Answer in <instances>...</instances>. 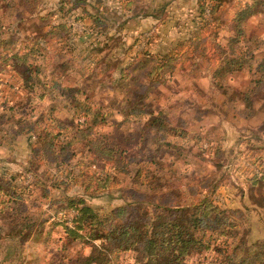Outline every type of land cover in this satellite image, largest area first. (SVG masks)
Instances as JSON below:
<instances>
[{"label": "trees", "instance_id": "obj_1", "mask_svg": "<svg viewBox=\"0 0 264 264\" xmlns=\"http://www.w3.org/2000/svg\"><path fill=\"white\" fill-rule=\"evenodd\" d=\"M119 1L124 10H132L136 2ZM226 1L198 0L199 21L193 33L179 40L167 53L146 52L136 56L120 70L119 79L122 82L130 78L157 79L196 58L211 61L214 77L256 62L254 75L241 98L251 110L256 86L264 84V56L260 58L257 53L263 41L247 35L246 22L256 13L264 12V0H253L251 5L237 11L233 23L239 33L234 42L242 45L234 49L223 47L220 42L219 26L223 24L220 10ZM86 3L87 0H62L60 6L68 7V11L83 8L86 14L102 22L99 15L89 12ZM38 5L39 0H0L2 11H35ZM46 24L44 33L25 38L10 55L14 59L13 69L22 79L27 94L24 100L2 106L0 136H28L30 155L22 171L10 175L6 169L0 172V240L26 242L45 232L44 226L52 216L43 218L44 203L38 205L35 197L41 192L48 201V208L53 207L54 202H63L55 210V219L50 221L44 242L49 243L55 228L62 226L64 236L54 239L57 243L62 242V250L76 241L91 245L90 253L79 254L73 260L74 264H122L123 254L127 252L131 253L133 264H189L194 255L197 260L192 264H264V239L249 241L242 234L241 220L235 216L240 209L219 206L213 199L215 184L209 188L205 185V193L202 191L205 180L185 186V191L183 185L165 190L158 181L157 172L150 171L144 162L133 163L125 159V150H120L102 130L108 123L109 111L103 105L95 106L85 97L91 92V85L88 87L82 81L65 85L64 81H69L72 74V62L65 58L53 64L56 55H68L63 45L69 39L70 26L52 21ZM2 34L0 19V37ZM55 40L62 44L60 48L48 44ZM15 41V37L0 40V46L3 43L14 47ZM220 56H224V66H220ZM80 70L79 80L102 74V71L94 73L86 68ZM87 71L91 73L89 76ZM58 89L65 92L56 95ZM35 91L41 99L47 96L61 98L59 103L69 109L70 118L60 119L54 114L55 106L48 115L36 114L33 107L25 109L31 104L30 94ZM137 109L133 107L131 113H145L142 106ZM250 113L255 114L254 110ZM148 116L147 127L156 135H188L182 116L171 118L162 109ZM156 140L160 141V138ZM99 158L106 166L111 165V170L132 175L135 184L130 189L132 199H125L124 203L107 211L98 210L89 200L115 186L118 178L111 171L101 174L92 170ZM56 173H65L67 178L59 180ZM62 184L67 195L61 200L53 198L52 188H61ZM79 184L83 193L72 196L69 191ZM137 186L147 190L146 193L140 192ZM67 209L74 212L71 220L62 214L59 216ZM66 258L67 254L63 255V261Z\"/></svg>", "mask_w": 264, "mask_h": 264}, {"label": "rangeland", "instance_id": "obj_2", "mask_svg": "<svg viewBox=\"0 0 264 264\" xmlns=\"http://www.w3.org/2000/svg\"><path fill=\"white\" fill-rule=\"evenodd\" d=\"M61 1L39 0L35 11L0 10L3 31L0 40L14 37L17 40L14 47L3 43L0 46V112L4 103L24 100L27 94L22 79L13 69L11 53L25 38L39 37L40 32L44 33L49 21L67 23L70 26L69 39L63 46L68 55H56L53 64L65 58L72 62V74L69 81H64L65 85L71 86L81 81L88 87L91 85L92 90L85 97L95 106L103 105L109 111L108 123L102 126V130L120 150H125V159L133 163L144 162L150 171L157 172L158 181L165 190L175 189L179 185H183L184 190L189 184L205 180L202 189L205 193V185L209 188L215 184V202L224 208L241 210L235 216L238 221L241 220L242 234L249 241L263 240L264 84L256 86L251 110L241 99L254 75L256 62L251 66L246 63V66L232 73L223 72L219 77H214L211 61L196 58L157 79L130 78L122 82L119 79L120 70L127 67L133 58L146 52L167 53L179 38L193 33L196 28L194 20L199 21V15L192 21V16L186 17L179 10H166V3L169 5L172 0H136L129 13L125 12L119 0H87L86 7L90 13L100 16L102 22H99L91 14H86L83 8L69 11L68 7L62 8ZM243 1L246 0H230L220 10L223 24L219 26V34L223 47L234 49L242 45L234 42L239 31L233 20L237 11L243 8ZM150 7L151 13L160 16L159 21L165 15L171 17L172 11L175 17L179 11L181 17L171 19L172 28L166 32V25L142 17ZM246 33L250 37L263 35L260 50L264 51L263 18L259 16L248 19ZM48 44L57 48L62 45L56 40ZM223 59L224 56H220V66H224ZM82 68L93 70L94 73L102 71V74L88 80H79ZM89 71L85 72L87 76L91 74ZM63 92L61 89L55 91L59 96ZM30 95L31 104L25 109L33 107L36 114L48 115L55 106V115L62 120L70 118L69 109L59 103L61 98L47 96L41 99L37 97L36 91ZM141 106L145 113H131L133 107L138 110L137 107ZM161 109L171 118L182 116L188 135H156L154 130L148 128V114L158 113ZM252 110L255 113L253 115L250 113ZM0 138L3 139V145H0V172L6 169L10 175L22 171L30 155L28 136L12 138L9 134H3ZM89 157L87 160L90 161ZM105 163L99 158L92 170L101 174L111 171L118 178L115 186L89 199L91 205L100 211L110 210L124 203L125 199H132L130 189L135 187L132 175L116 169L113 171L111 165L106 166ZM56 174L59 180L67 178L65 173ZM63 187L62 184L61 188H52L53 198L61 200L67 195ZM137 189L144 193L147 191L138 186ZM69 192L72 196L83 193V187L80 184L74 185ZM35 197L38 205L44 203L43 218L51 215L50 221L54 220L55 210L63 202H54L53 207L48 208V201L42 197L41 192L36 193ZM33 209L36 210V207ZM61 214L71 220L74 212L67 209L59 216ZM50 221L45 224L44 233L29 241L0 240V262H3L4 257L10 264H74L73 260L79 254L90 253L91 245L78 241L67 244L68 249L62 250V242L54 240L64 236L62 226L55 228L49 243L44 242ZM65 254L67 260L63 261ZM123 257L122 264H133L131 253H124ZM196 260L197 256L194 255L189 264Z\"/></svg>", "mask_w": 264, "mask_h": 264}, {"label": "crops", "instance_id": "obj_3", "mask_svg": "<svg viewBox=\"0 0 264 264\" xmlns=\"http://www.w3.org/2000/svg\"><path fill=\"white\" fill-rule=\"evenodd\" d=\"M175 1V2H174ZM230 0H228V1H226L225 3H224V5H223V8H225L226 6L225 5H227L228 4V2H229ZM244 3H241V4H243L242 5V7H245V6H248V5H251L252 3H253V0H246V1H243ZM172 7V8H170V6ZM169 5L166 3V5H165V7H166V10H168V8H169V10L170 9H172V10H179L182 14H184V15H186V17H188V16H192V21L194 20V18L195 17H198V15H199V11H198V9H199V6H198V0H172V1H170L169 2ZM132 10H133V7H132ZM132 10H125V12L126 13H129V12H132ZM123 11V10H122ZM178 11V14H177V16L175 17V16H173V14L175 13L174 11H172L171 12V17H169V16H167V15H165L164 17H162V20H160L159 21V15H157V13H151V7H150V9H149V11H147V12H145L143 15H142V17H147V19L148 18H151V20H150V22H153V21H159L160 22V24L161 25H166V32L168 31V30H170L172 27L170 26V24H171V22H173V21H170L171 19H173V18H180L181 17V13ZM261 17V18H263V22H264V12H258V13H256L255 15H253V16H251V17H249V19L250 18H258L259 16ZM194 22H195V27H197V25H198V21H197V19L196 20H194ZM194 27V28H195ZM196 29V28H195ZM262 34V33H261ZM190 36V34H188V36H186V37H181V38H179V40H182V39H186V38H188ZM258 39H260L261 41H263L262 40V37H263V35H257L256 36ZM178 40V41H179ZM177 41V42H178ZM176 42V43H177ZM175 43V44H176ZM263 46V42L261 43V46L260 47H262ZM174 47V45L172 46V48ZM171 48V49H172ZM170 49V50H171ZM169 50V51H170ZM262 51L263 50H260V48H259V50H257V53H258V56L259 57H263L264 55H262ZM264 52V51H263ZM22 137V136H21ZM3 145V144H2ZM9 260V259H8ZM0 264H10V262H8L7 261V259H4V257H3V262H0Z\"/></svg>", "mask_w": 264, "mask_h": 264}]
</instances>
